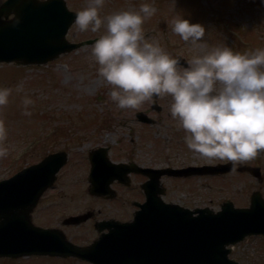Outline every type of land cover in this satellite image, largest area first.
Returning a JSON list of instances; mask_svg holds the SVG:
<instances>
[{
  "label": "rangeland",
  "instance_id": "obj_1",
  "mask_svg": "<svg viewBox=\"0 0 264 264\" xmlns=\"http://www.w3.org/2000/svg\"><path fill=\"white\" fill-rule=\"evenodd\" d=\"M66 1L75 11L86 7L88 3V0ZM144 2L146 0H105L101 15L126 9L138 11ZM149 2L156 11L144 21L145 35L158 41L173 56L182 55L188 61L215 46L228 45L240 52L264 47V0ZM177 15L206 27L200 44L184 41L173 31L172 21ZM104 30L81 31L74 23L68 38L82 41L98 37ZM90 46L85 45L41 65L0 63V86H9L13 90L9 103L0 106V118L8 130L3 141L8 153L0 157V177L9 176L37 162L51 151L67 149L69 161L59 172L54 189L45 194L40 204L41 211L45 210L48 203L51 204L53 219L48 221L43 217L46 214L43 211L37 223L61 225L64 217L92 209L96 214L91 220L66 228L70 235L75 234L84 239L96 233L92 227L94 220L104 217L126 219L133 209L129 205L124 207L122 203L123 200L132 199L131 193L126 198V194L119 191L115 200L99 199L89 194L88 152L92 147L108 145L110 155L116 161H128L130 158L143 160V154H147L149 159L146 160L152 164L164 162L166 157L169 161L184 163L222 161L206 159L188 148L184 129L178 119L170 114V96L158 98L162 106L159 111L151 107L152 101H145L138 108H119L110 99V86L99 76V66ZM25 96L34 101L28 106L30 116L23 111ZM139 110H146L155 121L152 124L140 122L135 115ZM151 155L155 161H150ZM243 162L261 165L264 169V151ZM256 189L264 195V178L258 181L249 173L232 172L222 176L199 177L194 181L192 190L183 191L180 188L175 194L178 193L183 200L192 198L199 205L207 204L217 209L226 199H232L237 206H247L251 193ZM230 255L244 264H264V237L254 235L246 238L233 247ZM43 260L21 259L14 264H37ZM54 262L49 260V263ZM0 264L7 263L0 259ZM70 264L89 263L70 261Z\"/></svg>",
  "mask_w": 264,
  "mask_h": 264
},
{
  "label": "water",
  "instance_id": "obj_2",
  "mask_svg": "<svg viewBox=\"0 0 264 264\" xmlns=\"http://www.w3.org/2000/svg\"><path fill=\"white\" fill-rule=\"evenodd\" d=\"M11 13L14 14L13 18H1ZM76 14L69 9L66 0H6L0 6V62L15 61L25 65L47 63L62 53L93 42L75 43L67 39L66 34L75 22ZM179 59L184 62L181 57ZM156 104L155 100L154 106ZM139 117L152 121L141 112ZM67 159L65 151L50 153L39 163L0 181V231L5 226L25 225L28 227L25 230L29 232L26 235L23 229H9L18 237L11 239L10 244H4L0 239V249L8 248L20 253L32 250L62 252L65 249L67 255L86 257L97 264H130L128 249L141 259L138 264H242L229 258L231 248H227V245L235 244L247 235L264 234V197L259 191L252 194L248 207H235L232 201H226L217 212L209 207L190 210L175 204H163L148 195L146 204L142 205L133 222L115 223L116 230L113 232L119 235L114 239L119 244L99 251L97 249L104 238L101 237L90 246H75L65 241L57 229L28 226L29 210L35 206L43 191L55 182L58 171ZM90 160L92 194L107 191L109 180L129 170L124 163L111 162L101 149L92 150ZM192 169L195 173L216 174L232 170V165L228 162ZM236 169L249 170L262 177L260 167L239 165ZM111 173L113 177L109 178ZM21 209L22 215L18 214ZM195 212L198 214L194 215ZM88 216H73L67 222H79ZM147 217H152L151 220L155 222L151 224L153 227L143 224V221L140 224L139 220ZM137 232L146 237L141 239L139 245ZM132 240L133 245H129ZM146 246H150V249L144 250ZM151 247L154 250L152 253Z\"/></svg>",
  "mask_w": 264,
  "mask_h": 264
},
{
  "label": "clouds",
  "instance_id": "obj_3",
  "mask_svg": "<svg viewBox=\"0 0 264 264\" xmlns=\"http://www.w3.org/2000/svg\"><path fill=\"white\" fill-rule=\"evenodd\" d=\"M4 0H0L3 3ZM105 0H88L75 24L81 31L102 34L91 44L100 78L110 86V99L121 109L138 108L145 101L170 96V114L185 131L188 148L210 160L231 162L235 170L243 161L264 151V47L234 51L215 46L187 64L146 36L144 21L156 11L146 0L137 10L101 15ZM173 31L193 45L202 42L206 27L182 15ZM9 86H0V106L9 103ZM34 101L25 96L24 114ZM7 126L0 118V157L8 153L3 143Z\"/></svg>",
  "mask_w": 264,
  "mask_h": 264
},
{
  "label": "flooded vegetation",
  "instance_id": "obj_4",
  "mask_svg": "<svg viewBox=\"0 0 264 264\" xmlns=\"http://www.w3.org/2000/svg\"><path fill=\"white\" fill-rule=\"evenodd\" d=\"M151 159L150 161H155V157H153V155L150 156ZM168 157L165 158L164 162H155L152 164V162H149L146 159H149V157L147 156V154H143L141 159L143 160H139V159H135V158H130V161L134 160L135 162H137L139 165H142L144 167H154V168H164V167H173V168H183V167H187L190 165H197L198 163H194L192 161L189 162H173V161H169L167 160ZM130 178H131V183L128 186H124L119 182H115L114 187L117 189V191H121L122 193L126 194V198H127V194H132V199H126L123 200L122 203H124V207L129 205H133V212H132V216L134 214V211H136L139 208V203H142L145 201L146 199V193L144 191L143 188V184H145L146 182H148L150 180V176L147 174H144L142 172H132L130 174ZM199 176L198 175H164L160 178H156L152 177V182L156 179V182L151 185L149 184L148 187L150 188V192L153 196H160L164 201L167 202H174V203H180L182 205L188 206V207H196L199 206L198 202H196L194 199L192 198H188L186 197V200H183L177 193V195L175 194V192L178 191V189L182 188L183 191H190L193 189V183L196 179H198ZM125 189V190H124ZM130 189V190H129ZM52 190V189H50ZM50 190L46 191L49 192ZM125 191V192H124ZM45 193V194H46ZM45 194L42 196V199L44 198ZM118 194V193H117ZM118 196V195H117ZM41 201L34 207V209L31 212V216H32V220L34 221L35 224L37 223V218L42 216V212L46 211V214L43 215V217H46V219L48 221H51V219H53V210L52 208L49 206L51 204L48 203L47 207L45 208V210L41 211L40 210V204ZM44 226H49V225H44ZM53 226V224H52ZM69 226H74V225H66L63 226L64 230L69 227ZM95 226V223H94ZM66 227V228H65ZM67 235L69 237V239L75 243L78 244H84V243H88L87 242V238H83L75 235V234H69V232H67ZM96 237H98V233L95 234L92 237V240H94ZM78 238V239H77ZM84 239V242L82 241ZM25 257H30V258H38V259H44L43 262H36L37 264H55V263H69L72 260L75 261H83L81 259L75 258V257H63V256H53V255H49V254H38V255H31V256H24L21 258H25ZM21 258H10V257H5L3 259H8L10 261H14V260H18ZM46 259V260H45ZM49 259L50 261H56L54 263H49Z\"/></svg>",
  "mask_w": 264,
  "mask_h": 264
}]
</instances>
